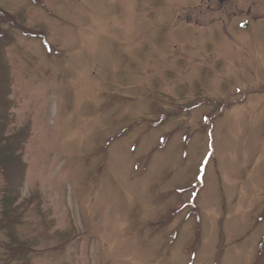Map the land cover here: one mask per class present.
<instances>
[{
  "label": "rangeland",
  "instance_id": "1",
  "mask_svg": "<svg viewBox=\"0 0 264 264\" xmlns=\"http://www.w3.org/2000/svg\"><path fill=\"white\" fill-rule=\"evenodd\" d=\"M190 1L0 0V264H264V25Z\"/></svg>",
  "mask_w": 264,
  "mask_h": 264
},
{
  "label": "flooded vegetation",
  "instance_id": "2",
  "mask_svg": "<svg viewBox=\"0 0 264 264\" xmlns=\"http://www.w3.org/2000/svg\"><path fill=\"white\" fill-rule=\"evenodd\" d=\"M181 10L187 24L201 29L217 27L230 31L237 27L240 19L241 23L245 22L244 30L250 29L251 21H260L264 25V0H193ZM245 33L243 41L255 40L253 32ZM236 42L241 44V41Z\"/></svg>",
  "mask_w": 264,
  "mask_h": 264
},
{
  "label": "trees",
  "instance_id": "3",
  "mask_svg": "<svg viewBox=\"0 0 264 264\" xmlns=\"http://www.w3.org/2000/svg\"><path fill=\"white\" fill-rule=\"evenodd\" d=\"M4 13L2 12V15H3ZM2 80V79H1ZM10 79L9 78H6V80H4V83L3 82H1L2 83V85H4V87H7V85L8 84H10ZM7 82H8V84H7ZM18 134H19V132H18ZM17 134V136L19 137L20 135H21V132H20V135H18ZM27 133L26 132H24V134L23 135H21L20 137H21V139L20 140H22V138L26 135ZM0 153H1V151H0ZM8 154H9V152H8ZM0 159H1V162H0V173H1V176H3V177H6V180L8 179V173H9V171L12 173V165L10 164V161L8 162L7 160H8V158H7V155H4L3 157L0 155ZM11 165V166H10ZM21 168L23 169V166H22V164H21ZM7 169H10L9 171L7 170ZM22 169H21V171H22ZM14 174V173H13ZM21 175V173L18 175V177ZM5 193V195H8V193H6V192H8V190H5L4 191ZM17 217L16 216H13V218L10 220L11 222H18L19 221V219H16ZM5 226H7V224L5 225ZM8 234H10V231L8 232ZM24 245V243L22 242V243H20L19 244V246L21 247V246H23ZM28 249L29 248H26V250L28 251Z\"/></svg>",
  "mask_w": 264,
  "mask_h": 264
},
{
  "label": "bare ground",
  "instance_id": "4",
  "mask_svg": "<svg viewBox=\"0 0 264 264\" xmlns=\"http://www.w3.org/2000/svg\"><path fill=\"white\" fill-rule=\"evenodd\" d=\"M195 142H196V143H198V142H199V140H198V139H196V140H195Z\"/></svg>",
  "mask_w": 264,
  "mask_h": 264
}]
</instances>
